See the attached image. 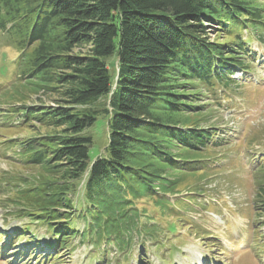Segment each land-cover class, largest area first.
<instances>
[{
	"label": "trees",
	"instance_id": "16d2710c",
	"mask_svg": "<svg viewBox=\"0 0 264 264\" xmlns=\"http://www.w3.org/2000/svg\"><path fill=\"white\" fill-rule=\"evenodd\" d=\"M211 25L229 40L210 42ZM0 30L19 48L22 83L56 96L52 104L0 112V124L32 131L1 146L10 160L67 179L57 191L48 182L27 187L33 206L13 213L51 233L54 248L78 239L89 261L109 264L113 249L126 261L137 243L141 263L158 231L142 200L164 214L196 209L168 197L178 194L183 175L206 170L208 150L225 141L220 129L191 116L205 114L202 97L215 86L232 90L237 74L254 72L252 40L264 42V0H0ZM113 54L112 79L106 58ZM101 113L110 116L107 143L89 162L87 129ZM253 169L262 196L264 158Z\"/></svg>",
	"mask_w": 264,
	"mask_h": 264
},
{
	"label": "rangeland",
	"instance_id": "374dc122",
	"mask_svg": "<svg viewBox=\"0 0 264 264\" xmlns=\"http://www.w3.org/2000/svg\"><path fill=\"white\" fill-rule=\"evenodd\" d=\"M223 35L221 28L211 25L207 38L210 42L229 40ZM252 43L256 53L251 64L254 72L243 78L237 74L238 84L232 86V90L215 86L213 95L205 93L202 97L205 114L191 116L201 126L220 129L218 135L225 141L214 151L208 150L206 155L212 158L207 160L209 166L203 176L196 178L203 173L201 171L183 175L177 187L178 194L168 197L171 202L183 198L196 209L186 206L184 212L174 210L177 215L164 214L166 209L159 210L146 200L140 203L155 217L158 228L156 240L145 242L142 264H264V214L259 210L264 195L258 194L253 174L254 166L264 158V42L259 44L258 39H254ZM19 54L11 36L0 30V112L21 105L52 104L56 98L22 83ZM115 60L114 54L106 58L112 79L116 75ZM105 101L102 97L94 105L102 106ZM109 117L98 114L87 129L92 137L88 147L89 162L104 154ZM40 128L43 130L42 126ZM31 133L27 125L0 124V235L3 233L6 237L0 238V264H96L89 261V248L79 244L78 239L70 240L72 246L64 244L54 248L51 233L35 226L25 215L13 213L17 209L15 206H33L30 202L35 199L27 187L48 182V186L57 191L67 180L61 172L46 173L40 166L21 165L7 157L9 151L1 146L2 141ZM24 228H28L26 234L18 239ZM31 234L34 237L30 239ZM36 244L39 247L36 248ZM135 245L126 261L116 257L113 249L107 262L141 264L137 258L141 246ZM31 250L35 254H29ZM43 255H46L43 263L40 258L36 260ZM56 255L59 256L53 260Z\"/></svg>",
	"mask_w": 264,
	"mask_h": 264
}]
</instances>
